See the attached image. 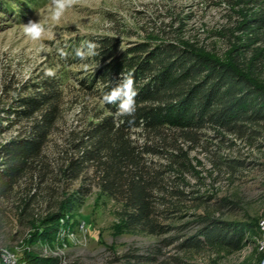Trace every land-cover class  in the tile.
Masks as SVG:
<instances>
[{"label": "trees", "instance_id": "obj_1", "mask_svg": "<svg viewBox=\"0 0 264 264\" xmlns=\"http://www.w3.org/2000/svg\"><path fill=\"white\" fill-rule=\"evenodd\" d=\"M46 1L0 0V17H23ZM225 2V21L215 31L224 43L220 52L160 28L125 43L117 31L85 34L54 44L55 60L65 69L62 75L44 74L16 87L2 83L0 135L15 127L17 132L0 140V199L21 184L27 186L25 195L34 186L31 195L20 200L24 212L36 189L45 184L48 204L43 213L27 219L28 238L18 264L60 263L27 248L36 242L54 247L59 222L72 229L92 188L116 204L119 233L173 234L164 237L162 245L175 243L182 253L224 255L248 246L258 251L261 214L223 218L221 208L234 203L220 199L210 210L204 206L211 198L206 195L193 198L200 200L199 213H187L181 203L190 199L180 189L183 175L195 172L189 153L205 132L220 142L228 135L248 145L264 138V0ZM87 41L97 45L98 54L80 59L77 49ZM74 69L81 70L74 71L77 94L99 104L86 112L85 101L81 102L78 124L54 143L52 135L63 118L62 81ZM129 73L138 91L136 112L133 117H118L117 105L105 104L102 98L113 80ZM49 144L52 157L45 152ZM223 164L236 170L243 162L227 159ZM187 216L191 219L185 220ZM256 254L253 264L260 262L261 253ZM146 260L153 264V258ZM248 263L244 258L240 264Z\"/></svg>", "mask_w": 264, "mask_h": 264}, {"label": "rangeland", "instance_id": "obj_2", "mask_svg": "<svg viewBox=\"0 0 264 264\" xmlns=\"http://www.w3.org/2000/svg\"><path fill=\"white\" fill-rule=\"evenodd\" d=\"M49 5L50 0H47L28 9L20 18L0 17V93L2 83L7 81L16 87L19 83L29 85L49 69L55 71L52 77L65 73V69L55 60L54 44L85 34L103 35L117 31L125 43L144 37L150 29L160 28L173 35L179 34L183 39L208 50L220 52L224 49V43L215 36V31L226 18L225 0H79L59 23L50 24L49 35L42 41L28 39L22 31V24L29 19H44L48 15ZM80 69L72 70L70 75L63 78V118L58 131L52 135L54 143H59L61 135L78 124L81 102L85 101L86 112H93L99 104L94 100H84V97L77 94L79 85L73 77L77 76L74 71H81ZM16 132L17 128H12L1 134L0 140L7 139ZM205 133L199 145L189 153L196 173L184 174V184L180 186L185 196L190 198L181 201L185 211L189 214L199 213L201 208L196 205L200 200L193 198L206 195L211 198L204 206L210 210H213L220 199L234 203L233 206L227 203L221 208L223 218L240 219L246 213L261 214L263 219L264 138H259L256 144L248 145L228 135H223L225 140L220 142L211 133ZM51 145L45 149L49 157H52ZM227 159L241 161L243 165L235 167L236 170H229L223 164ZM88 175L86 173L85 177ZM86 178L84 181L91 185V181ZM76 185L77 183L73 184ZM33 187L30 185V192L25 195L28 192L27 186L21 184L8 198L0 199L1 264H18V257L28 238L27 219L47 209L46 188L45 184H41L38 187L41 190L36 189L35 198L24 212L21 211L20 200L31 195ZM116 209L113 201L99 195L92 188L75 217L72 229L66 227L64 222H59V230L55 234L58 242L54 247L46 248L42 243L36 242L27 249L36 250L40 256L56 257L60 260L59 264H147L146 258H153V264H174L178 260L182 264H240L244 258L249 260L248 264H253L257 252L261 253L259 264L264 262V248L260 243L257 252L252 246H248L240 252L224 255L205 251L182 253L174 248L175 243L162 245L164 237L170 238L173 234L156 237L119 233L115 227ZM191 231L189 226L187 233ZM137 259L140 260L136 261Z\"/></svg>", "mask_w": 264, "mask_h": 264}, {"label": "clouds", "instance_id": "obj_3", "mask_svg": "<svg viewBox=\"0 0 264 264\" xmlns=\"http://www.w3.org/2000/svg\"><path fill=\"white\" fill-rule=\"evenodd\" d=\"M79 0H50L49 12L44 19L33 20L29 19L27 23L22 24V31L24 35L32 41H42L49 35L50 24L59 23L65 16L69 9H72ZM97 45L94 42L87 41L80 48L77 49V56L80 59H85L88 56H95ZM61 58L66 57L63 50L59 51ZM48 76H54L55 71L49 69L46 72ZM138 91L134 75H120L118 80H113L110 90L103 96L105 104L117 105L116 115L118 117H133L136 112V97Z\"/></svg>", "mask_w": 264, "mask_h": 264}, {"label": "built area", "instance_id": "obj_4", "mask_svg": "<svg viewBox=\"0 0 264 264\" xmlns=\"http://www.w3.org/2000/svg\"><path fill=\"white\" fill-rule=\"evenodd\" d=\"M259 227H260V230L262 231V237L259 241L261 247L264 248V218L259 222ZM264 264V262H263Z\"/></svg>", "mask_w": 264, "mask_h": 264}]
</instances>
